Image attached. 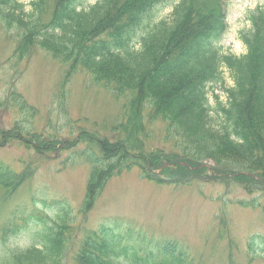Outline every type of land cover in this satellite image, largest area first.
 Masks as SVG:
<instances>
[{
  "label": "trees",
  "instance_id": "16d2710c",
  "mask_svg": "<svg viewBox=\"0 0 264 264\" xmlns=\"http://www.w3.org/2000/svg\"><path fill=\"white\" fill-rule=\"evenodd\" d=\"M34 0L25 8L16 0H0V19L22 30L14 57L21 63L34 47L50 53L65 67V78L82 71L100 89L123 101V121L101 137L81 130L74 138L58 139L36 133L35 110L14 88L0 101V109H16L15 118L0 129V148L18 144L56 159L67 153L64 165L89 164L85 212L106 184L121 173L139 168L143 179L156 185H188L193 179H230L240 184L249 201L244 208L264 213V7H255L242 32V56L223 54L227 11L221 0ZM171 9L169 20H157ZM231 78L226 87L222 70ZM220 88L224 100L215 94ZM211 90V92H210ZM211 94L213 104H210ZM219 121L211 125L210 116ZM164 125L169 151L150 148L151 128ZM210 162L212 166L204 163ZM162 170L163 177L156 174ZM177 172L176 177H171ZM31 166L16 171L0 160V186L12 194L32 178ZM223 182V181H222ZM226 183V182H224ZM66 215L64 202L52 199ZM12 214L0 228V264H63L65 221L49 226L43 219ZM36 220L41 231L37 244L17 248L7 238L19 222ZM255 238L248 244L254 249ZM263 252V251H262ZM72 264H194L187 249L176 241L159 240L119 224L99 225L82 236Z\"/></svg>",
  "mask_w": 264,
  "mask_h": 264
},
{
  "label": "rangeland",
  "instance_id": "374dc122",
  "mask_svg": "<svg viewBox=\"0 0 264 264\" xmlns=\"http://www.w3.org/2000/svg\"><path fill=\"white\" fill-rule=\"evenodd\" d=\"M25 8L24 19L34 0H16ZM97 0H87V5ZM227 11V31L221 41L223 54L242 56L244 45L239 36L250 28L246 19L255 7H264V0H221ZM171 9H164L157 20H169ZM22 30L8 27L0 19V101L14 90L35 110L33 128L45 136L60 139L74 138L81 130L97 131L101 137L111 135L117 123L123 120V101L100 89L88 74L79 71L65 78V67L47 51L34 47L21 63L14 50L21 40ZM226 87L232 86L228 72L223 69ZM220 93V88H216ZM211 92V90H210ZM213 104L211 94H208ZM219 99L224 96L219 94ZM15 118H26L16 109H0V129L9 128ZM211 125L218 120L210 116ZM150 148L169 151L164 141V125L158 122L151 128ZM67 153L59 158L52 154L39 155L32 149L13 144L0 148V160L16 171L31 166L34 175L15 192L8 193L0 186V228L7 225L12 214L25 211L26 218L43 219L49 226L63 221L70 226L64 244L63 264H72L71 256L77 250L82 236L97 230L103 224H119L133 228L159 240L176 241L187 249L194 264H264V213L262 209L244 208L239 200L249 201L257 194L245 192L240 184L230 179H193L188 185H156L143 179L139 168L112 178L94 206L85 212V190L90 166L84 161L64 165ZM212 166L210 162L204 163ZM162 170L157 171L163 177ZM173 172L171 177H176ZM223 181V182H222ZM226 182V183H224ZM52 199L64 202L66 215L55 206L45 209L32 204ZM36 220L19 222L7 238L8 246L17 248L37 244L41 231ZM255 238L254 249L248 244ZM263 251V252H262ZM2 246L0 244V256Z\"/></svg>",
  "mask_w": 264,
  "mask_h": 264
}]
</instances>
